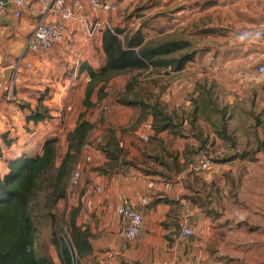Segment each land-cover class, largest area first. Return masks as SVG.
<instances>
[{
  "label": "rangeland",
  "instance_id": "374dc122",
  "mask_svg": "<svg viewBox=\"0 0 264 264\" xmlns=\"http://www.w3.org/2000/svg\"><path fill=\"white\" fill-rule=\"evenodd\" d=\"M117 2L119 6L114 12H106L109 26L135 30L144 25L142 32L146 38L167 36L188 41L186 50H195L194 57L178 71L161 67L136 71L134 77L131 73L115 75L102 90L98 86L93 89L89 106L82 104L84 91L81 93L79 88L78 93L71 94V108L84 109V118L94 124L91 138L100 135L106 144L114 130L112 123L120 126L118 123L124 119L144 120L149 116L150 107L140 110L127 106L119 101L123 97L160 109L155 116L160 123L166 120L174 126L187 120L188 133L196 134L195 140L202 139L206 144L203 155L210 164L201 169L207 183L204 200L183 212L188 213L191 222L195 221L194 234L182 241L193 252L187 257H177V264H264V74L256 71L257 65L264 62V46H261L264 44L250 40L260 35L250 31L254 19L249 15L256 5L239 0ZM47 55L51 58L56 54ZM92 56L94 61L99 60L96 53ZM85 59L76 62L65 55L51 63L46 72L44 67L38 68L36 73L41 80L34 90L38 95L35 97L49 109L47 118L53 116L52 107L57 105L51 97L61 86L67 85L64 93L70 95L74 87L72 80L77 81L78 87L87 85L88 74L83 72L79 79L78 72L80 63L87 62ZM44 95L47 96L44 98ZM26 103L29 102L25 99L15 104L25 107ZM184 105H187L186 111ZM163 114L170 118L165 119ZM59 123L60 127L65 125L60 132V139L64 141L56 144L57 164L68 142V122L60 117ZM117 126L113 127L122 130ZM186 148L190 154L184 152L185 168L190 163L197 165V155L191 153L194 149ZM86 179H81L80 174L76 186L67 185L66 196L57 203L59 216L64 211L68 214L76 205L80 211L81 190ZM181 210L172 208L170 221L178 224L183 215ZM35 227L37 242L42 243L40 248H47L49 220L37 215ZM169 263L161 258L154 264Z\"/></svg>",
  "mask_w": 264,
  "mask_h": 264
},
{
  "label": "crops",
  "instance_id": "0c3cea01",
  "mask_svg": "<svg viewBox=\"0 0 264 264\" xmlns=\"http://www.w3.org/2000/svg\"><path fill=\"white\" fill-rule=\"evenodd\" d=\"M239 1L256 5L249 12L254 19L250 24V31L259 33L260 36L250 40L264 44V0ZM80 2L81 6L74 8V13L67 22L63 40L50 49L37 53L27 49V42L39 17L42 16L45 21L54 19L51 11L38 14L25 7L21 16L14 17L8 5L0 16V177L7 171V159L22 151L31 155L40 153L47 136H55L56 144L62 143L64 140L60 139V132L65 124L60 127V117L68 122L67 133L76 125L79 113L84 111L77 104L71 108L73 91L78 93L80 88L83 93L85 88V84L78 87L75 85L77 81L72 80L71 86L74 87L71 88L70 95L68 92L64 93L68 88L64 85L51 97L57 104L52 107V117L35 123L25 120L29 108L33 109L38 104V97H35L38 95L34 91L40 86L41 79L36 73L38 68L44 67L46 72L51 63L65 55L69 60L74 58L76 62L86 58L93 68L103 62L101 36L103 29L109 26L107 13L90 7L88 0ZM53 52L56 55L50 58L47 54ZM94 53L99 62L94 61ZM18 61L23 65L15 72L14 99L9 101L3 97L9 77L4 71ZM24 63H29L30 66L25 67ZM261 63L264 64L263 61ZM79 74L81 79L83 72ZM62 94L68 95L63 97V101L60 100ZM25 99L29 102L26 103L29 108L15 104ZM63 105L65 109L62 108ZM183 108L186 111L187 105ZM151 121L152 116L149 115L144 120L124 119L118 123L120 126L112 123L114 130L110 136L120 149L117 157L105 158L98 166L95 163L81 164V179H87L83 181L82 206L77 222L90 230L93 248L88 260L81 264H154L161 258L169 261V264H177V257L192 255L193 251L182 245V241L189 238L177 240L175 233L183 219H187L193 226L195 221L191 222L187 218L188 213L183 212L197 207L198 202L204 200L207 183L198 162L197 165L187 164L188 167L185 168L183 155L184 152L190 154L186 148L188 146L189 149H194L191 153L197 155L199 161L207 151L206 144L202 139L200 142L196 141V134L188 133L185 119L159 131H154ZM113 126L122 128L121 132ZM66 148L67 142L63 153ZM109 149L112 147L109 146ZM160 162L166 165L165 169ZM96 185L101 186V192L94 189ZM123 200L130 201L143 215L142 230L131 240L123 236L124 221L116 213L117 205ZM174 207L182 209L183 213L178 224L177 221H170ZM51 256L54 264H62L54 250H51Z\"/></svg>",
  "mask_w": 264,
  "mask_h": 264
},
{
  "label": "trees",
  "instance_id": "16d2710c",
  "mask_svg": "<svg viewBox=\"0 0 264 264\" xmlns=\"http://www.w3.org/2000/svg\"><path fill=\"white\" fill-rule=\"evenodd\" d=\"M143 28L144 25H139L135 30L111 26L103 29V62L93 68L83 61L78 67L79 73L86 72L89 77L84 89L83 105H90L89 99L95 87L102 90L115 75L131 73L134 77L136 71L161 67L178 71L193 59L195 50H186L188 41L167 36L146 38ZM119 101L140 110L150 107L148 115L152 116L154 131L168 129L171 125L166 120L160 123L155 119L160 109L154 105L126 97ZM47 117L48 109L38 103L33 109L29 108L25 120L35 123ZM163 117L170 118L166 114ZM93 128L94 124L84 118L83 111L80 112L76 125L67 133V149L58 164L55 136L44 139L40 153L31 155L22 151L7 159V171L0 177V264H54L51 250L59 255L62 264H81L88 260L93 252L92 234L87 226L77 222L79 205L68 214L64 211L59 216L57 203L66 196L69 173L77 160L82 142ZM99 147L108 159H115L120 152L111 136L108 144L102 142ZM161 164L166 167L163 162ZM37 215L49 220L50 242L44 249L40 248L42 243L37 242Z\"/></svg>",
  "mask_w": 264,
  "mask_h": 264
},
{
  "label": "built area",
  "instance_id": "2783aa9c",
  "mask_svg": "<svg viewBox=\"0 0 264 264\" xmlns=\"http://www.w3.org/2000/svg\"><path fill=\"white\" fill-rule=\"evenodd\" d=\"M80 3V0H0V16L4 14L8 5L11 8L10 13L14 17L21 16L25 7L32 13L38 14H44L47 10H50L54 19L45 21L42 16L39 17L27 42V49L37 53L46 51L63 40L67 22L72 17L74 8L81 6ZM88 3L93 9H101L108 13L114 12L119 6L117 0H88ZM22 65L18 61L13 63L12 67L17 72ZM24 66L29 67L30 64L24 63ZM256 70L264 74V64H258ZM15 72L6 80L3 94L4 99L9 101L14 99ZM101 143L102 137L100 135L92 139L90 132L86 136L81 144L77 160L68 179V185L76 186L78 184L82 163H95L98 165L104 161L105 152L99 147ZM209 164L210 161L207 157L203 156L199 159L198 166L200 169H206ZM94 189L97 192H101L102 190L100 185H96ZM116 213L124 221L123 236L128 240L136 238L143 226L142 213L128 200H123L117 205ZM193 234V226L187 219H183L178 225L175 238L177 240H185Z\"/></svg>",
  "mask_w": 264,
  "mask_h": 264
},
{
  "label": "water",
  "instance_id": "95a60500",
  "mask_svg": "<svg viewBox=\"0 0 264 264\" xmlns=\"http://www.w3.org/2000/svg\"><path fill=\"white\" fill-rule=\"evenodd\" d=\"M14 72H15V69L13 67H8L5 69L4 74L11 76L14 74Z\"/></svg>",
  "mask_w": 264,
  "mask_h": 264
}]
</instances>
